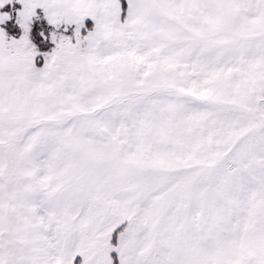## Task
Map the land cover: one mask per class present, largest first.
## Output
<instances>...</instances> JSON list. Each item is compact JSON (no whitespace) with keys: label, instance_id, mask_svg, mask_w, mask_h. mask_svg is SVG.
<instances>
[{"label":"snow or ice","instance_id":"obj_1","mask_svg":"<svg viewBox=\"0 0 264 264\" xmlns=\"http://www.w3.org/2000/svg\"><path fill=\"white\" fill-rule=\"evenodd\" d=\"M15 2L0 264H264V0Z\"/></svg>","mask_w":264,"mask_h":264},{"label":"rangeland","instance_id":"obj_2","mask_svg":"<svg viewBox=\"0 0 264 264\" xmlns=\"http://www.w3.org/2000/svg\"><path fill=\"white\" fill-rule=\"evenodd\" d=\"M20 7H21V5L20 6L17 5L16 2H15V0H13V3L12 4H9L8 11L12 13L13 18L15 17V10L19 9ZM86 23L90 25L91 24V21L90 20H87ZM16 30L18 31L19 34L17 36H15V35H13V36H15L16 38H18L19 35H20V31L17 28V29L14 30V32H16ZM9 34L12 35L11 33H9ZM51 47H53V45H51ZM51 47L49 48V50L51 49Z\"/></svg>","mask_w":264,"mask_h":264},{"label":"trees","instance_id":"obj_3","mask_svg":"<svg viewBox=\"0 0 264 264\" xmlns=\"http://www.w3.org/2000/svg\"><path fill=\"white\" fill-rule=\"evenodd\" d=\"M10 33H11L12 35H15V36H17V35L19 34L17 30H16V32H14V30H13V31H10ZM50 47H51V44L49 43V45H48V49H47V50H49ZM40 63H42V60H41ZM38 66H39V65H38Z\"/></svg>","mask_w":264,"mask_h":264},{"label":"crops","instance_id":"obj_4","mask_svg":"<svg viewBox=\"0 0 264 264\" xmlns=\"http://www.w3.org/2000/svg\"><path fill=\"white\" fill-rule=\"evenodd\" d=\"M16 4L19 5L18 3H16ZM8 7H9V5H6L5 8L4 9H0V11H8Z\"/></svg>","mask_w":264,"mask_h":264}]
</instances>
